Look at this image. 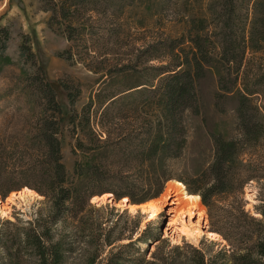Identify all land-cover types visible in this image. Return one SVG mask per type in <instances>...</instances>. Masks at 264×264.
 Here are the masks:
<instances>
[{"label": "trees", "instance_id": "trees-1", "mask_svg": "<svg viewBox=\"0 0 264 264\" xmlns=\"http://www.w3.org/2000/svg\"><path fill=\"white\" fill-rule=\"evenodd\" d=\"M43 1L53 4L54 0ZM85 1L61 0L59 15L65 21L70 20L68 41H73L77 32V28L72 25L75 19L71 12H78ZM46 9L53 13L51 21L55 19L58 15L56 8L48 5ZM205 12L206 16L193 19L185 17L184 33L173 43H167L164 50H167L172 63L153 67L156 74L154 79L158 80L159 85H148L142 88L144 90H137H142L139 93L158 96L156 104L162 113V121L157 125L151 124L145 132V139L136 145V159L140 166L146 168L142 183L150 186L140 196L131 191L135 184L129 183L125 187L126 191L120 193L103 187L105 179L98 164L114 142L112 138L103 142L102 136L96 134L90 114L93 101L85 118L78 119L75 106L81 94L80 89L73 90L63 85V82L48 81L45 67H37L39 79L33 83L37 89L34 95L27 98L30 104H38L41 109L40 122L32 137L35 151L40 157L18 159L16 163H11L8 158L10 153L0 149V199L9 198L15 190L29 189L50 203V214L48 218H37L34 223L0 220V264H65L68 254L73 250L72 244L64 234L56 240L54 227L58 222H72L77 218L83 225L82 234L88 237L85 248L87 264H181V247L171 245L165 239L166 248L161 247L148 258L152 242L161 241L162 238L161 227H155L156 219L148 222L144 232H138L143 222L141 216H134V219L129 217L127 222L122 223V215H117L115 221H107L112 224L110 226L99 219H90V200L114 195L116 200L129 199L128 203L130 201L132 205H137L159 199L166 184L172 180L168 161L179 158L187 141L184 121L187 111L200 117L213 146L214 160L207 171L199 173V179L193 181V186L185 185L186 192L200 196L202 204L211 210L219 201L218 198L230 196L236 186L243 188L248 180H253L251 178L254 177L245 178L243 175L245 163L242 156L243 146L256 143L264 128V105L254 104L257 98H264V0H211ZM151 47L154 53L150 61L161 58L156 46ZM4 50L5 45L1 47V51ZM29 50L28 53L23 52L24 56H30ZM63 56L67 60L74 59L70 51H66ZM128 68V65H124L116 70L123 73ZM94 71L100 73V70ZM109 74L105 72L104 76ZM57 86L66 94L67 111L57 99ZM117 96L104 104V108L116 104ZM229 103L234 104L233 110L241 131L240 139H226L217 133L208 114L211 104L220 113H227ZM50 107L53 108L52 117L47 116ZM67 125L72 126L74 132H86V140L89 141L88 145L85 139H78L74 150L75 154L78 151L92 154L84 163H75L74 172L81 185H69L63 163L60 136ZM16 177L23 180L21 185H3V182L12 184ZM93 186L99 189L94 191ZM116 211L113 207L112 213ZM221 212L218 222L223 225L218 226L211 218L208 232L219 235L224 242L235 247L231 257L223 248L207 259L202 250L191 247L190 264H229V259L233 260L232 264H264V224L261 221L254 224L256 219L244 211V205L235 209L225 207ZM258 212L264 219V206ZM239 222L254 227V233L247 238L248 241L237 231V226L242 227V224L238 225ZM93 226L98 229H92ZM127 234L129 236L126 237ZM238 236L242 242H238ZM125 240L129 242L119 244ZM140 243L146 244V248H141ZM237 244L240 245L235 246Z\"/></svg>", "mask_w": 264, "mask_h": 264}, {"label": "rangeland", "instance_id": "rangeland-1", "mask_svg": "<svg viewBox=\"0 0 264 264\" xmlns=\"http://www.w3.org/2000/svg\"><path fill=\"white\" fill-rule=\"evenodd\" d=\"M210 1L86 0L83 6L78 8V12H71L75 19L72 25L77 28V32L74 40L68 41L70 20L65 21L59 15L61 0H54L53 4H47L43 0H0V149L10 153L8 158L11 163H16L18 159L31 160L40 157L35 151L36 145L32 137L40 122L41 109L38 104H30L27 97L35 94L37 88L33 83L39 79L37 67L43 65L48 81L63 82V85L73 90L80 89L81 94L75 106L78 119L85 118L93 101L90 114L96 134L102 136L103 142L111 138L114 142L98 164V169L105 179L103 187L120 193L126 191L125 187L130 183L135 184L131 190L135 195L140 196L147 192L150 186L142 183L146 168L140 166L136 159V145L145 139V132L151 124L157 125L162 121V113L156 104L158 96L139 92L144 90L142 88L149 87L148 85H159L158 80L154 79L156 74L153 67L172 63L167 50H164L167 43H173L184 33L185 17L193 19L206 16L205 10ZM48 5L56 8L58 12L52 21L53 13L46 9ZM4 45L5 50L2 52L1 47ZM152 45L156 46L161 58L150 61L149 58L154 53ZM27 49H30L28 57L23 54L24 51L28 53ZM66 51L74 54L73 60L62 57ZM124 65L129 66L126 72L116 70ZM94 70H100V73ZM105 72L110 74L104 76ZM140 85L144 86L133 89ZM56 89L57 99L64 111H67L66 94L60 86ZM138 89L142 90L137 91ZM114 96L118 98L117 103L104 108V104ZM257 99H254L255 105H264L263 97ZM228 108L227 113H220L211 104L208 114L217 133H221L226 139H240L241 131L233 110L234 104L229 103ZM52 115L53 108L50 107L47 116ZM184 121L187 141L179 158L168 161V170L172 177L170 182L193 186V181L199 179V173L207 171L210 167L214 160V151L200 117H195L191 111H187ZM261 133L256 143L243 146V175L245 178L254 177L251 178L253 180H248L243 188L236 186L230 196L218 198L219 201H216L211 210L203 204L206 207L205 215L201 220L193 215V222L200 221L204 228L210 230L211 218L218 226L223 225L218 222L221 220L222 208L235 209L244 205V211L256 219L254 224L259 221L264 224V219L258 212L264 206V128ZM86 135L87 133L81 130L74 132L72 126L67 125L60 136L69 185L82 183L74 172L76 161L84 163L92 156L79 151L74 153L77 140H86ZM86 142L89 145V141ZM120 142L122 143L119 144ZM128 146L130 148L127 152ZM14 179L12 184L3 182V185L17 187L23 183L18 177ZM207 182H210V178ZM97 187L93 186L92 190L97 191ZM21 191L22 188L14 192ZM179 197L172 198L164 212L152 219H156L155 227H161L162 238L161 241L152 242L148 258L161 247L166 248L165 240L171 245L181 247V264H190L193 251L191 247L202 250L207 259L223 248L231 257L235 247L227 241L210 242L207 237L194 240L183 235L181 229L190 221L188 213L185 211L186 214L175 219L177 214L171 212L184 207L183 203L176 201ZM9 200L0 199V208L10 209L8 217L0 216L1 221L34 223L37 218H48L50 214V203L44 197H15V203ZM119 201L121 200H116L114 195L108 202L107 199L104 202L99 199L93 203L91 199L90 219H99L100 222L111 226L107 221H115L118 219L117 215H122V223L127 222L129 217L134 219V216H141L143 222L138 232H144L148 222L152 221L146 222L148 213L142 210L131 212L127 206H115ZM230 204L234 206L231 207ZM113 207L117 209L115 213H112ZM236 212L238 213V210ZM242 223L239 222L238 225ZM82 226L77 218L72 222H58L54 227L56 240L64 234L72 244L73 250L68 254L65 264H87L85 248L88 237L82 234ZM237 228L246 241L254 233V227L251 225L242 224V227L239 225ZM92 229L97 230L98 227L93 226ZM238 238V242H242L241 237ZM128 242L125 240L119 244ZM139 246L146 248L144 243ZM228 262L232 264L233 260L229 259Z\"/></svg>", "mask_w": 264, "mask_h": 264}, {"label": "bare ground", "instance_id": "bare-ground-1", "mask_svg": "<svg viewBox=\"0 0 264 264\" xmlns=\"http://www.w3.org/2000/svg\"><path fill=\"white\" fill-rule=\"evenodd\" d=\"M28 196H37L41 198L37 193L34 191H31L29 189H24L21 192L12 194L8 200L9 202L12 201V203H15L13 199H23ZM180 196V197H179ZM179 197L176 199L178 203H183L184 207L180 210H172V213H176L175 219L180 217L182 214H186L185 211L188 213V217L190 218L189 222H186L184 226L181 229V232L184 236H187L189 239H200L202 237H207L210 242H217L218 240L223 241L221 237L217 234L208 232L207 228H204L202 224L199 222H193L192 218L193 215H196L199 217V220L202 219V217L206 213V207L202 204L200 196H193L189 195L186 192V187L183 183L180 182H169L167 184V187L165 189V192L158 200H153L149 203H144L141 205H128L127 199L115 203L114 205L121 208H125L127 206L128 209H130L131 212H135L137 210H142L144 213H148V217L146 222L152 220L154 217L159 216L161 213L164 212V209L170 205L172 202V198ZM101 199L103 202L107 199V202L112 199L110 195H105L102 198H95L93 200V203ZM176 201L174 203H176ZM111 203V202H110ZM188 210V211H187ZM10 209L0 208V216L2 217H8L9 216ZM224 242V241H223Z\"/></svg>", "mask_w": 264, "mask_h": 264}, {"label": "water", "instance_id": "water-1", "mask_svg": "<svg viewBox=\"0 0 264 264\" xmlns=\"http://www.w3.org/2000/svg\"><path fill=\"white\" fill-rule=\"evenodd\" d=\"M103 195V194H102ZM153 200V199H152ZM151 201V200H150ZM149 202V201H148ZM144 203H147V202H144ZM144 203H140V204H137V205H141V204H144ZM133 203H131L130 201H129V203H128V205H132Z\"/></svg>", "mask_w": 264, "mask_h": 264}]
</instances>
